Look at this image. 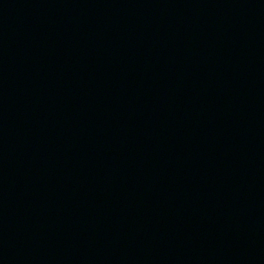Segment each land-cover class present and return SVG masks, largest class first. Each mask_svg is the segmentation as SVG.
Listing matches in <instances>:
<instances>
[{"label":"water","instance_id":"1","mask_svg":"<svg viewBox=\"0 0 264 264\" xmlns=\"http://www.w3.org/2000/svg\"><path fill=\"white\" fill-rule=\"evenodd\" d=\"M0 264H264V0H0Z\"/></svg>","mask_w":264,"mask_h":264}]
</instances>
